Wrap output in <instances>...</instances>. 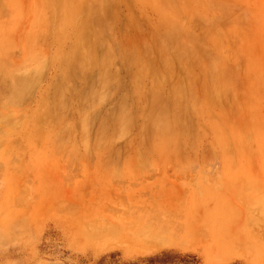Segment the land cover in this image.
Returning a JSON list of instances; mask_svg holds the SVG:
<instances>
[{
	"label": "rangeland",
	"instance_id": "374dc122",
	"mask_svg": "<svg viewBox=\"0 0 264 264\" xmlns=\"http://www.w3.org/2000/svg\"><path fill=\"white\" fill-rule=\"evenodd\" d=\"M0 264H264V0H0Z\"/></svg>",
	"mask_w": 264,
	"mask_h": 264
},
{
	"label": "bare ground",
	"instance_id": "6f19581e",
	"mask_svg": "<svg viewBox=\"0 0 264 264\" xmlns=\"http://www.w3.org/2000/svg\"><path fill=\"white\" fill-rule=\"evenodd\" d=\"M76 58V57H75ZM5 107V106H4Z\"/></svg>",
	"mask_w": 264,
	"mask_h": 264
}]
</instances>
